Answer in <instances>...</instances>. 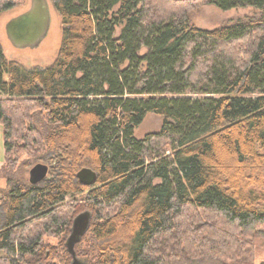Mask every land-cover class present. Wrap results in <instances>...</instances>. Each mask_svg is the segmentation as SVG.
Wrapping results in <instances>:
<instances>
[{
  "label": "trees",
  "instance_id": "trees-1",
  "mask_svg": "<svg viewBox=\"0 0 264 264\" xmlns=\"http://www.w3.org/2000/svg\"><path fill=\"white\" fill-rule=\"evenodd\" d=\"M50 2L62 26L51 66L25 69L0 45L5 163L51 153L48 179L13 181L4 196L0 264H69L64 237L83 211L91 221L75 252L88 264H255L254 238L264 239V0ZM204 3L258 16L201 29L188 10ZM13 6L0 0V14ZM28 105L47 118L43 132H21ZM148 113L161 128L138 139ZM82 168L95 172L94 185L77 181Z\"/></svg>",
  "mask_w": 264,
  "mask_h": 264
},
{
  "label": "rangeland",
  "instance_id": "rangeland-1",
  "mask_svg": "<svg viewBox=\"0 0 264 264\" xmlns=\"http://www.w3.org/2000/svg\"><path fill=\"white\" fill-rule=\"evenodd\" d=\"M29 6L30 0H14V6L10 10H7L0 14V45L7 61L15 62L28 70L45 69L54 63L61 45V20L60 16L53 8L50 0H48L49 12L51 17L49 30L47 35L41 41L38 47H15L11 44L6 35V25L8 21L28 10ZM188 16L191 24L195 27L206 30H212L221 25L234 22L238 19L258 16V12L250 7L233 8L230 10L223 11L219 10L213 5L204 3L201 5H191L188 10ZM26 109L27 115H33V118H31V120H25V122L23 121V130L21 132L25 134L27 132L26 128L29 125H34V127H36V130H39V132H43L45 127L47 126V118L45 117V115L38 113V111L34 110V108H32L30 105H28ZM23 110L24 108L20 111V113L23 112ZM17 117L18 114L14 116L15 121L17 120ZM162 122L163 119L161 116L153 113H148L144 117L141 124L137 128H135L134 136L140 139L143 138L146 134L157 132L161 128ZM17 132L15 134H17ZM20 144V142H16L15 145ZM75 145L77 144L71 142V146L75 147ZM50 154L51 153H46L45 155L48 157V155ZM47 157H44L43 155L39 154L36 157L31 158L26 154L20 153L18 154L16 165L14 166V168H12V166H7L4 160L2 128L0 126V215L2 214L4 196L8 192L10 183L13 181H19L21 184L29 185L28 171L32 166L37 163H43L49 166L50 162L47 161ZM225 170L227 173H229V176L236 175L232 168H227ZM49 173L46 179L49 178ZM248 176L249 174L247 175V179L250 178ZM252 179H256V177L253 176ZM70 200V197L65 198L66 202H69ZM196 213L204 217L202 213ZM191 215H194V213H192ZM69 231L68 234L64 237V246L65 241L69 235ZM60 239H62V236L44 238L46 242H49L51 244H57ZM254 250L255 264H260L264 261L263 238H254ZM1 257H4L2 252H0V258ZM77 258L79 259V261L88 264L87 261H85L84 259L80 257Z\"/></svg>",
  "mask_w": 264,
  "mask_h": 264
},
{
  "label": "water",
  "instance_id": "water-1",
  "mask_svg": "<svg viewBox=\"0 0 264 264\" xmlns=\"http://www.w3.org/2000/svg\"><path fill=\"white\" fill-rule=\"evenodd\" d=\"M50 12L48 0H30L28 10L10 19L6 25V35L11 44L18 48L38 47L48 33L50 26ZM49 166L37 163L28 171L30 185H37L47 178ZM77 181L84 186L96 183V174L89 168L80 169L75 175ZM91 213L83 211L77 214L70 227L65 247L71 255L70 264H85L76 256L75 245L89 230Z\"/></svg>",
  "mask_w": 264,
  "mask_h": 264
}]
</instances>
